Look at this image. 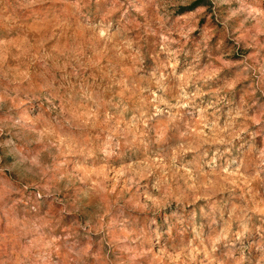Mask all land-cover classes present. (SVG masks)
Listing matches in <instances>:
<instances>
[{"label":"rangeland","instance_id":"rangeland-1","mask_svg":"<svg viewBox=\"0 0 264 264\" xmlns=\"http://www.w3.org/2000/svg\"><path fill=\"white\" fill-rule=\"evenodd\" d=\"M0 264H264V0H0Z\"/></svg>","mask_w":264,"mask_h":264}]
</instances>
